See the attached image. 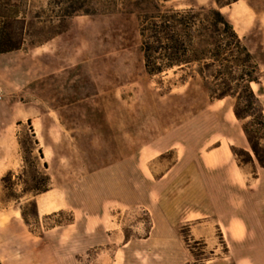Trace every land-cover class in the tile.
Returning <instances> with one entry per match:
<instances>
[{
	"label": "crops",
	"instance_id": "obj_1",
	"mask_svg": "<svg viewBox=\"0 0 264 264\" xmlns=\"http://www.w3.org/2000/svg\"><path fill=\"white\" fill-rule=\"evenodd\" d=\"M203 3L214 2L197 0ZM217 9L252 56L264 53V12L243 0ZM83 105L101 111L104 125L89 134L92 125L83 115L88 129L82 132L85 172L79 177L58 171L68 153L57 144V117H40L49 126L34 131L50 171L47 190L32 198L37 223L42 227L63 213L70 218L39 235L28 233L35 241V263L191 264L190 244L198 243L208 254L203 264H264V169L249 173L238 166L232 147L246 150L247 140L226 98L210 101L192 118L193 133L184 124L165 127L162 119L144 141L135 107L107 115L104 105L95 109L89 100ZM24 122L30 120L15 124ZM15 154L0 152V175L15 169ZM136 209L145 213L147 226L137 223L134 236L127 237L116 214ZM14 215L2 226V264H21L13 247L17 242L21 253L30 251L22 244L31 239L21 224L27 227Z\"/></svg>",
	"mask_w": 264,
	"mask_h": 264
},
{
	"label": "rangeland",
	"instance_id": "obj_2",
	"mask_svg": "<svg viewBox=\"0 0 264 264\" xmlns=\"http://www.w3.org/2000/svg\"><path fill=\"white\" fill-rule=\"evenodd\" d=\"M14 1L21 4L24 13L25 35L19 51L0 55V152L16 150L15 169L0 175V242L2 226L14 214L21 217L24 214L27 229L21 224L22 233L29 238V232L39 235L49 225L70 220L63 213L41 227L34 217L32 198L50 184V171L41 160L34 138L35 130L49 126L47 121L40 123V117H57V144L68 153L61 156L58 171H67L75 178L85 172L81 161L82 132L88 126L83 123V115L85 123L92 125L89 134L104 125L101 111L83 105L88 100L95 109L98 104L104 105L101 108L107 115L119 108L124 112L135 107L138 133L144 141L159 129L162 119L167 123L165 127L172 129L184 124L193 133L192 118L216 100L213 91L224 84L239 91L243 85L236 79L247 70L231 57H240L233 45L229 46V70H220L218 66L198 70L197 65H191L184 70L151 75L144 69L139 36L141 19L155 13L156 7L160 11L189 7L217 9L214 0L215 4H197V0H80L78 8L88 9L92 14L77 13L67 18L58 16L59 9L71 3L69 0ZM243 1L256 12H264V0ZM251 58L257 66L258 78L251 88L264 108V53L257 52ZM219 73L224 80L218 79ZM226 99L235 105L234 98ZM27 118L30 124L16 126L15 121ZM249 120L239 121L241 128ZM233 148L252 156L253 165H245V171L251 173L261 168L248 142L246 150ZM242 159L246 157L243 155ZM116 215L127 237L134 236L137 223L147 226V217L139 209ZM182 233L186 238V230ZM29 240V244L22 243L30 250L28 253H21L20 243L13 245L16 262L37 264L33 255L35 241L32 237ZM190 245L194 257L191 264L208 256L202 245Z\"/></svg>",
	"mask_w": 264,
	"mask_h": 264
},
{
	"label": "trees",
	"instance_id": "obj_3",
	"mask_svg": "<svg viewBox=\"0 0 264 264\" xmlns=\"http://www.w3.org/2000/svg\"><path fill=\"white\" fill-rule=\"evenodd\" d=\"M214 1L218 8H221L237 0ZM69 2L71 3L67 7L59 9L61 14L58 17L67 18L77 13L92 14L88 9L78 8L80 0ZM24 35L25 17L21 4L14 0H0V55L19 51L24 42ZM139 36L144 69L151 75L167 70H184L191 65H197L198 70H211L216 66L221 68L220 70H229V46L233 45L240 57H231L235 62H241L247 70L236 79L243 85L239 91H234L224 84L223 88L213 91L216 95L214 99L234 98L235 118L238 121L250 119L242 126V131L259 166L264 169V108L251 88V83H258V78L255 77L257 66L241 44L228 19L218 9L171 8L160 11L156 7L155 13L141 19ZM221 75L222 73H219L218 79L224 80ZM209 91L211 92V89ZM232 153L239 167L253 165V158L248 152L232 147ZM39 154L41 157L40 151ZM243 155L245 160L242 159ZM33 205L36 218L34 202ZM22 217L26 222L24 214ZM195 262L203 264L204 258Z\"/></svg>",
	"mask_w": 264,
	"mask_h": 264
}]
</instances>
